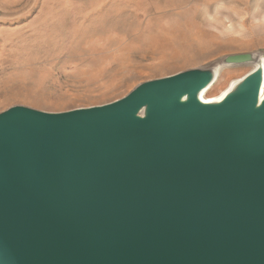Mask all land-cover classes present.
I'll return each mask as SVG.
<instances>
[{"label":"water","instance_id":"1","mask_svg":"<svg viewBox=\"0 0 264 264\" xmlns=\"http://www.w3.org/2000/svg\"><path fill=\"white\" fill-rule=\"evenodd\" d=\"M263 90L255 50L102 106L0 112V264H264Z\"/></svg>","mask_w":264,"mask_h":264},{"label":"rangeland","instance_id":"2","mask_svg":"<svg viewBox=\"0 0 264 264\" xmlns=\"http://www.w3.org/2000/svg\"><path fill=\"white\" fill-rule=\"evenodd\" d=\"M255 50L264 51V0H0V112L102 106ZM250 70L226 69L205 98Z\"/></svg>","mask_w":264,"mask_h":264},{"label":"bare ground","instance_id":"3","mask_svg":"<svg viewBox=\"0 0 264 264\" xmlns=\"http://www.w3.org/2000/svg\"><path fill=\"white\" fill-rule=\"evenodd\" d=\"M263 91H264V90H263ZM225 93H226V92H225ZM225 93H224V94H225ZM206 94H207V93H206ZM222 96H223V95H222ZM222 96H221V97H222ZM221 97H219V98H221ZM215 98H216V97H215ZM204 99H205V100H212L213 98L208 99V98H205V97H204ZM216 99H218V98H216Z\"/></svg>","mask_w":264,"mask_h":264}]
</instances>
